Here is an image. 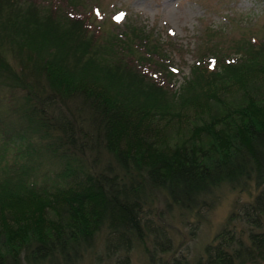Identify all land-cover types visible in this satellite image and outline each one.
Listing matches in <instances>:
<instances>
[{"label":"trees","instance_id":"obj_1","mask_svg":"<svg viewBox=\"0 0 264 264\" xmlns=\"http://www.w3.org/2000/svg\"><path fill=\"white\" fill-rule=\"evenodd\" d=\"M20 1L17 8L0 5V77L5 76L0 85L24 92V103L16 102L12 107L17 118L24 121L12 127L13 132L19 130L13 141L15 158L22 157L23 163L14 162L13 169L10 163L0 167V191L12 189L9 194L23 201L19 204L27 203L39 221H46L50 212L53 221L34 239L27 236V229L16 228L19 221L9 226L0 220V264H34L47 249L77 258L102 231L109 241L120 236L123 242L124 235L128 241L141 238L144 225H153L147 215H155L151 212L158 205L164 204L172 217L176 209L198 206L203 195L225 184L249 194L264 187V87L251 85L245 96L232 103L217 93L229 92L230 82L209 93L224 79L222 71H238L239 75L258 71V64L264 61V37L249 39L246 48H241V56H224L219 66L215 56L209 57L207 64L196 63V75L206 73L211 80L202 90L180 97L193 102L216 97L223 105L208 113L210 105L201 102L197 104L201 107L195 106L197 113L191 115L187 108H162L138 88L126 87L125 81H103L105 72L83 74L86 71L79 69L89 60L112 73H134L151 88L168 92L174 73H164L165 79L159 81L151 77L158 72L141 69L144 60L157 68L167 57L148 48V39L135 36L133 30L132 36L123 31L122 36L104 37L93 32L85 18L75 13L69 16L62 5ZM25 4L32 14L46 9L50 21L80 24L86 44L79 67L73 64L80 54L71 50L72 54L60 55V50H53V40L51 45H34L33 55H27L25 61L20 58L23 50L30 53L35 43L34 31L24 24V13L19 12ZM66 39L62 49L70 41L71 49L77 47L78 40L79 45L83 43L73 36ZM140 47H145L143 56L133 52ZM156 54L162 61L153 59ZM10 55L19 58L16 67L10 63ZM170 122L184 129L179 128L172 142H166L164 130ZM26 127L34 128L40 141L28 134ZM6 131L12 139L10 129ZM45 149L62 161L61 170L40 177L28 174L33 165L30 156L39 153L33 160L43 153L48 157ZM262 189L253 202L231 217L232 228L237 225L233 221L241 220L247 232L226 229L218 235V245L213 250L208 247L206 259L200 258L198 264H264ZM157 214L160 219L164 217L161 212ZM169 250L170 246L163 252ZM180 260L154 256L152 262L190 264L188 259L184 263Z\"/></svg>","mask_w":264,"mask_h":264},{"label":"rangeland","instance_id":"obj_2","mask_svg":"<svg viewBox=\"0 0 264 264\" xmlns=\"http://www.w3.org/2000/svg\"><path fill=\"white\" fill-rule=\"evenodd\" d=\"M38 1L47 5H49L48 3L54 6L62 5L67 9L69 16H73L72 13H75L77 17L85 18L91 30L105 35L104 37L116 35L117 33L122 36L123 31H129L132 36V30L136 31L135 36L149 40L148 48L167 55L164 58L166 63L163 62V66H156L157 68H155V65L150 61L144 60L141 69L146 73L155 70L158 75L154 74L151 77L159 81L165 79L166 72H172L175 75L169 81L170 91L163 92L151 88L134 73H112L89 60L84 66L79 67V58L86 44L82 38L80 24L50 21L47 19L46 9L41 8V11L32 14L28 11V4H25L22 6V10L19 9L20 11L17 10L16 12L24 13L22 15L25 18L22 20L34 31L32 38H34L35 43L31 45L30 53L25 54V50H23L21 59L25 61L27 55H33L34 45L44 46L53 40L55 41L52 42L53 50H60V55L72 54L71 50L76 54H80L79 57L76 56L78 60L76 59L73 65L85 70L86 72L83 74H89L88 71L101 74L105 72L101 78L103 81L109 83L114 81L116 84L120 83L121 80L125 81L126 87L132 90L138 88L152 101H155V98L157 100L156 104L162 106V108H166V105L168 109L172 110L187 108L191 115L197 113L195 106L201 107L197 106L201 102L210 105L206 108L208 113L219 110L223 105L216 101V97H209V101L199 98L194 102L183 101V98L180 97L181 94L188 93L187 95H189L202 90L203 86L211 80L206 73L196 75V63L200 60L203 64H207L209 57L215 56L217 57V66H219L225 57L241 56V48H246L245 45H247L249 39L254 41L255 39L261 40L264 37V0ZM19 2L21 1L0 0V5L4 4L5 7L17 8L20 5ZM103 35L102 39L104 38ZM68 36L76 37L83 43L79 45L78 40L77 47L71 49L72 43L70 41L62 49L65 42L67 43L68 39L66 38ZM98 42L103 41L98 40ZM144 49L145 47L136 48L133 52L143 56ZM146 56L150 55L146 54ZM153 59L162 61L161 56L157 54L154 55ZM9 61L13 67H16L19 58L10 55ZM262 63L258 64V71L247 72L243 75L237 74L238 71H222L221 75L224 79L216 83L209 93L216 91L218 86L222 87L220 85L225 82H230L229 86H232V90L229 89V92L220 90L217 93L219 97L223 96L227 102L232 103L239 100L243 95L245 96V92L251 88V85L253 87L262 85L264 87V61ZM101 74L97 76L99 77ZM3 77L5 76L0 77V79ZM3 86L0 85V167L10 163L11 169H13L12 164L14 162L23 163V160L22 157L19 159V156L15 158L16 152H14L13 141L16 138L17 134L15 135V133L18 129L13 132L12 127L17 126L23 121V118H17L12 107L16 102L21 105L24 103V92L17 88L13 90ZM183 89L186 91L183 92ZM173 90H176V92L172 93ZM204 90L207 93L208 89ZM188 105L193 107L188 108ZM172 123H168L164 130L166 136L163 139L166 142H172L171 138H175L179 128L184 129L178 124ZM6 129H10L9 132L13 133L12 139L9 138ZM25 129H29L30 131H27V133L34 134L33 138L39 140L35 136L39 134L34 133L36 132L34 128L26 127ZM38 155L39 153L30 156L33 165L28 169V174L37 173L40 177L45 173L52 174L54 171L61 170L62 161L53 157L51 152L47 154L48 157L43 153L36 160H33ZM37 161H41L40 165H37ZM262 188L264 187L261 186L259 191L252 189V194H249L238 189L235 190L225 184L215 188L210 194L203 195L198 206H192L190 209H174L175 212L172 217L167 213L164 204L158 205V208L155 207V212H151L155 213L156 216L153 214L147 215L153 221V225H144L141 238L135 236L128 241V238L124 235L125 241L123 242H121L120 236H116L114 240L112 237L109 241L107 240L106 231H102L96 235L90 247L83 248L77 258L69 259L68 254L67 256H60L47 249L40 255V260L38 259L34 264H159V262H152L154 256L165 261L177 258L181 259L182 263L188 259L190 264H198L200 258L204 259L207 255L208 247L213 250V247L218 245V235L226 229H232L237 233L247 232L241 220L233 221L237 225L232 228L233 224L230 225L231 217L241 210L245 204L253 202L257 194L263 190ZM11 190L0 191V220H4L3 224L9 226L15 224L14 221H19L16 228L18 230L27 229L25 232L27 236L36 239L37 236H40L37 233L38 231L42 234L45 233L47 226L53 221V214L51 212L47 213L46 221H39V218L29 210L27 203L19 204L23 201H18L12 194H9ZM157 211L158 213L161 212L164 217L160 219ZM1 225L0 223V227ZM31 228L32 230H30ZM5 230L8 231V229ZM168 246L171 250L163 252V249ZM31 264L33 263L31 262Z\"/></svg>","mask_w":264,"mask_h":264}]
</instances>
